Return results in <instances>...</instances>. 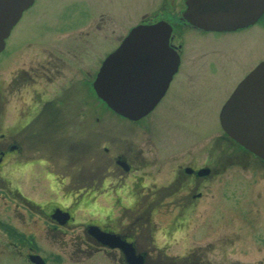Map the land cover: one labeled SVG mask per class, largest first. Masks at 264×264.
<instances>
[{"label": "flooded vegetation", "instance_id": "af4514ba", "mask_svg": "<svg viewBox=\"0 0 264 264\" xmlns=\"http://www.w3.org/2000/svg\"><path fill=\"white\" fill-rule=\"evenodd\" d=\"M37 1L23 12L0 53V57L5 55L0 60L4 71L0 72V255L9 261L14 249L33 264L30 256H41L37 244L44 239L54 243L72 240L79 241L78 250L91 257L115 255L117 264H159L146 250L155 244L146 241L158 230L155 219L170 218L162 227L167 228L165 237L169 239L183 232L198 201L219 182L226 165L240 161L232 152L239 150L255 158L223 129L218 155L209 154L201 164L190 160L178 165L169 181L153 174L151 170L159 163L150 160L144 148L156 146L154 139L168 122L163 117L180 114L176 104L178 108L183 82L177 84V75L183 67L185 47L175 44V39L182 32L237 33L259 21L238 31L205 32L183 20L184 11L159 13L157 22L172 27L169 44L178 56V70L167 86L169 74L158 73L157 86L163 96L151 112L131 120L112 111L97 96L94 83L104 62L93 71L89 32L82 38L71 37L87 29L88 21L74 29L58 28V24L46 39L34 36L35 41L21 45L13 41L14 29ZM85 12L82 9L83 16ZM140 24L152 25L146 18ZM96 98L104 117L139 128L141 137L135 142L130 134L120 137L115 131L106 132L101 148L97 125L103 121L97 117ZM174 153L172 162L177 160ZM36 188L42 189L38 196L32 191Z\"/></svg>", "mask_w": 264, "mask_h": 264}, {"label": "rangeland", "instance_id": "374dc122", "mask_svg": "<svg viewBox=\"0 0 264 264\" xmlns=\"http://www.w3.org/2000/svg\"><path fill=\"white\" fill-rule=\"evenodd\" d=\"M82 9L86 11L84 16ZM185 9L186 0H38L12 37L21 45L26 40L35 41L34 36L48 38L58 24V28L66 25L74 29L88 21L87 29L74 32L71 37L82 38L89 32L87 43L95 72L120 39L140 26L144 18L158 24L163 10L173 14ZM97 26L101 28L98 30ZM174 43L185 47L183 67L177 75V84L183 82L178 108L176 104L180 114L163 117L168 122L162 127L161 136L154 139L156 146L144 148L145 155L159 163L151 171L164 181L170 180L180 164H189L190 160L201 164L209 154H219L221 110L240 82L264 60V17L255 26L237 33L182 32ZM4 58L3 54L0 60ZM96 101L97 117L103 121L97 125L101 148L106 132L115 131L120 137L130 134L135 142L141 137L139 128L104 117L97 98ZM227 147L230 148L229 143ZM173 152L176 162H172ZM229 152L228 158L234 154L240 161L226 165L219 182L198 201L186 230L169 239L165 237L167 228L162 227L170 218L155 219L158 230L153 232V238L146 239L147 243L154 241L155 247L146 250L159 264H264V166L249 154ZM215 160L217 164L218 159ZM32 191L38 196L42 189ZM78 242L54 243L44 239L37 246L47 264H117L115 255L91 257L88 252H80ZM0 264L28 262L13 249L9 261L6 255H0Z\"/></svg>", "mask_w": 264, "mask_h": 264}, {"label": "water", "instance_id": "95a60500", "mask_svg": "<svg viewBox=\"0 0 264 264\" xmlns=\"http://www.w3.org/2000/svg\"><path fill=\"white\" fill-rule=\"evenodd\" d=\"M33 2L0 0V53L13 27ZM184 11L183 19L204 31H238L260 20L264 0H186ZM171 32V26L164 21L134 27L104 61L94 89L112 111L135 120L156 106L164 94L157 86L158 73L169 74L167 86L179 66L178 56L169 44ZM219 117L225 133L264 162V61L240 82ZM30 261L45 264L39 255L30 256Z\"/></svg>", "mask_w": 264, "mask_h": 264}]
</instances>
